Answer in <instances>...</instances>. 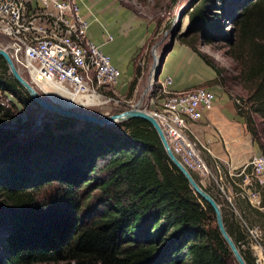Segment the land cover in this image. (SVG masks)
Segmentation results:
<instances>
[{
	"label": "trees",
	"instance_id": "16d2710c",
	"mask_svg": "<svg viewBox=\"0 0 264 264\" xmlns=\"http://www.w3.org/2000/svg\"><path fill=\"white\" fill-rule=\"evenodd\" d=\"M219 15L206 18L204 4L194 12L193 31L202 35L198 37L205 44L217 34L214 25ZM234 25L237 36L230 48L238 57L247 55L241 77L252 89L243 108L237 105L238 114L264 155L252 119L257 113L264 120V0L246 8ZM188 45L220 76L195 39ZM135 75L130 95L140 75L138 67ZM0 92L23 107L32 102L1 57ZM11 109L0 104V249L4 252L0 264H232L213 210L171 164L147 122L132 119L117 124L123 130L119 133L59 116L54 128L45 126L40 134L20 136L3 127L6 122H20ZM91 185L99 190V198L89 203L90 198H81L79 192ZM53 186L50 198H34L44 187ZM204 190L220 206L225 229L246 264H255L245 228L233 223L227 209L232 217L236 207L245 219L254 214L264 222V215L240 198L236 206L227 199L221 205Z\"/></svg>",
	"mask_w": 264,
	"mask_h": 264
},
{
	"label": "built area",
	"instance_id": "2783aa9c",
	"mask_svg": "<svg viewBox=\"0 0 264 264\" xmlns=\"http://www.w3.org/2000/svg\"><path fill=\"white\" fill-rule=\"evenodd\" d=\"M89 27L78 0H0V36L7 41L0 48L40 93L48 97L44 88L51 91L56 87L75 99L74 108L112 104L123 106L124 111L140 109L115 92L119 71L110 56L91 42ZM112 39L106 36L104 42ZM148 90V109L140 110L156 119L172 153L188 171L210 174L203 156L211 153V142L202 140L193 125L212 110L217 95L205 87L175 91L169 76L157 78ZM3 96L14 103L11 95L0 92L2 107L8 108ZM235 103L243 108L239 100ZM217 170L225 180L229 178L226 182L236 190L233 196L264 215L263 154L251 158L239 170H223L220 166ZM226 199L231 203L230 197ZM243 227L255 264H264L261 231L245 223Z\"/></svg>",
	"mask_w": 264,
	"mask_h": 264
},
{
	"label": "rangeland",
	"instance_id": "374dc122",
	"mask_svg": "<svg viewBox=\"0 0 264 264\" xmlns=\"http://www.w3.org/2000/svg\"><path fill=\"white\" fill-rule=\"evenodd\" d=\"M121 1L132 8L139 17L151 26V35L149 36L148 42L137 57L136 61L137 67L140 69V75L138 77L140 81L135 86L136 92L132 95L128 92L127 96H124L125 100L131 101L132 105L138 104L140 109H148L147 99L149 86L153 83L152 80L158 70L160 72L162 66H160V61L164 57V62L166 55L169 53L168 49L170 45L172 43L174 44L176 41H180L189 46V42L195 39L197 48L199 50H206L205 55L208 56V58L220 70L221 74L220 76H217V83L221 85V87L224 88V91L235 101L239 100L242 105H244V102H248L252 92L251 84L245 83L241 77L244 64L247 62V55L244 52L238 57L236 51L231 49L230 46L235 43V36H237L234 23L246 8L258 0H212L208 2L205 0ZM201 4L205 5L206 18H212L211 20H214L216 18L213 17L214 13L220 14L219 19H217L216 24L214 25L217 34H215L212 42H208L206 44L198 37L202 35L193 31V29H195V25L193 24V15L196 8ZM6 42L7 41L0 36V45H5ZM22 77L25 80L27 79L24 75H22ZM163 77V72H161L158 78L162 79ZM35 89L37 90V88ZM37 91L39 92V90ZM53 93V97H51L53 101L56 100L64 106L69 105L70 102L63 98L62 94L58 92ZM40 94L46 100H50L47 96L42 93ZM2 100L8 104V108L12 107L11 110L14 112V115L20 119V122H13L15 126L14 130L20 136H34L40 134L45 126L54 128L59 119L58 115L45 113L44 119L37 127L35 125L36 121L42 113V110L37 107V105L33 102H28L27 105L23 107L16 101L14 102H16L15 104L17 105H13V103L9 102L8 98L4 96ZM71 106H73V104H71L70 107ZM72 110L105 117L107 115H113L124 111V107L105 104L99 107H92L88 109L78 107ZM252 119L254 121L258 137L260 141L264 143V120L257 113L252 114ZM105 128L117 130L119 133H123L122 128L118 127L117 124L112 127ZM55 134L57 135L59 133L55 131ZM207 167L210 172L208 175L201 176L194 173L202 188L211 192L221 205H224L223 201L230 197L232 204L236 206L238 199L233 196L234 192L232 191L230 185L226 182L224 176L219 175L216 170L211 169L209 166ZM221 188H224L223 192L221 191ZM53 193L54 186L44 187L34 195V198H40L41 200L44 198H50ZM79 195L81 198H90L89 203H92L99 198V190L93 189L91 185L80 191ZM232 210L234 213L233 217L230 213L232 211L227 209V212L233 223L240 227L243 226L244 221L249 227H257L262 233V244L264 245V222L254 214L249 215V218L247 217L248 219H245V215L242 211H240L239 207L238 209L236 207V210L232 208ZM251 219H253V221ZM3 255L4 252L0 249V258H3ZM232 264H236V262L233 260Z\"/></svg>",
	"mask_w": 264,
	"mask_h": 264
},
{
	"label": "crops",
	"instance_id": "0c3cea01",
	"mask_svg": "<svg viewBox=\"0 0 264 264\" xmlns=\"http://www.w3.org/2000/svg\"><path fill=\"white\" fill-rule=\"evenodd\" d=\"M78 4L82 17L90 23L89 39L110 56L112 65L119 71L115 92L127 96L129 85L136 77L137 57L148 42L151 26L121 0H78ZM106 36H111L112 41L105 43ZM205 51L200 50L206 54ZM161 72L173 79L175 91L205 87L217 95L212 110L193 125L202 140L211 142V153L203 156L207 166L217 173L219 166L223 170H239L251 158L262 154L244 118L239 116L235 100L217 83L215 71L189 46L176 41L164 59ZM139 81L137 78L136 84ZM134 89L132 94L136 92Z\"/></svg>",
	"mask_w": 264,
	"mask_h": 264
},
{
	"label": "water",
	"instance_id": "95a60500",
	"mask_svg": "<svg viewBox=\"0 0 264 264\" xmlns=\"http://www.w3.org/2000/svg\"><path fill=\"white\" fill-rule=\"evenodd\" d=\"M176 33V32H174ZM175 37V36H173ZM173 43L170 45L168 52L171 50ZM0 57L5 61V64L8 68L9 74L12 78L22 86V88L28 93L32 102L37 105L42 110V113L38 117L36 121V126L38 127L42 120L45 117V113H52L61 117L75 119L80 122L91 123L100 127H112L116 124H120L123 122H127L132 119H140L147 122L153 130L156 132L161 145L171 162V164L184 176L186 181L189 184V187L197 195L201 200L206 202L211 209L213 210L214 217H215V224L216 227L228 246L229 251L232 254L233 259L235 260L236 264H246L243 256L241 255L239 249L237 248L236 244L233 242L229 234L227 233L224 223H223V216L220 209V206L216 203V201L193 179L190 172L180 163V161L174 156L172 153L168 142L163 134L162 129L160 128L158 122L154 117H152L149 113L140 110L138 108H133L129 110L122 111L117 114L108 115L105 117L95 116L92 114H88L82 111H74L72 109H76L74 107H65L53 100H46L41 96V94L27 81L25 80L22 75L19 73L17 68L15 67L14 63L12 62L9 54L6 50L0 48ZM164 58V57H163ZM163 58L160 61V66L163 63ZM156 66V65H155ZM159 75V70L154 76L152 82L156 81ZM4 128H7L11 131H15L14 123L13 122H6L3 124ZM16 132V131H15Z\"/></svg>",
	"mask_w": 264,
	"mask_h": 264
},
{
	"label": "bare ground",
	"instance_id": "6f19581e",
	"mask_svg": "<svg viewBox=\"0 0 264 264\" xmlns=\"http://www.w3.org/2000/svg\"><path fill=\"white\" fill-rule=\"evenodd\" d=\"M151 83V82H150ZM43 90V89H42ZM44 92H46L47 93V95H48V97L49 98H51V97H53V92H58V93H60V94H62V96H63V98H65L67 101H69L70 103H69V105H67V106H65V107H70V105L71 104H73V102H74V98H71V97H68L66 94H65V92H62V91H60L58 88H56V87H53L52 88V90L51 91H48L46 88H44ZM53 93V94H52ZM52 99V98H51ZM58 99V98H57ZM61 100V99H60ZM55 102H57L56 100H54ZM61 102V101H60ZM58 103V102H57ZM59 104H61V103H59ZM61 105H63V104H61ZM64 106V105H63ZM74 106V105H73Z\"/></svg>",
	"mask_w": 264,
	"mask_h": 264
}]
</instances>
